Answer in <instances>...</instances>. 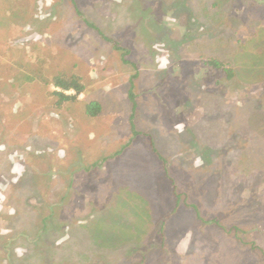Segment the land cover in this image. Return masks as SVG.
Wrapping results in <instances>:
<instances>
[{"label":"rangeland","instance_id":"1","mask_svg":"<svg viewBox=\"0 0 264 264\" xmlns=\"http://www.w3.org/2000/svg\"><path fill=\"white\" fill-rule=\"evenodd\" d=\"M0 264H264V0H0Z\"/></svg>","mask_w":264,"mask_h":264},{"label":"trees","instance_id":"2","mask_svg":"<svg viewBox=\"0 0 264 264\" xmlns=\"http://www.w3.org/2000/svg\"><path fill=\"white\" fill-rule=\"evenodd\" d=\"M116 46V43H114ZM206 63L214 68L220 70L223 74H226V76L231 79L235 76V70L230 66V64L226 61H223L217 57H212ZM54 85L61 89V91H54V94L59 97V102L61 101H70L75 100L84 91V85L80 82V79L75 76L70 77H55L54 78ZM67 90H73L75 91L74 95H68L65 93ZM135 103V102H134ZM135 108V106H134ZM86 112L90 116H98L102 112V105L99 101H91L86 105ZM176 205L180 204L181 202L184 203L186 206L193 207L197 212L198 209L195 205H192L191 203L187 202V196L185 193H176ZM183 197V199H181ZM198 216L202 218L198 212ZM204 220V219H203ZM208 222H215L219 224V221L214 220H207ZM229 230H235L238 231L237 226L230 227ZM252 247L256 248V245L252 243Z\"/></svg>","mask_w":264,"mask_h":264}]
</instances>
